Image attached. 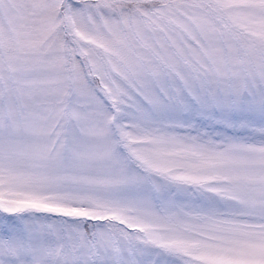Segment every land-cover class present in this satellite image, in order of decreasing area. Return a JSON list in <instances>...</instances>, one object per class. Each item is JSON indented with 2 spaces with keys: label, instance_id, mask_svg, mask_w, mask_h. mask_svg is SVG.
Returning <instances> with one entry per match:
<instances>
[{
  "label": "snow or ice",
  "instance_id": "6c2138e0",
  "mask_svg": "<svg viewBox=\"0 0 264 264\" xmlns=\"http://www.w3.org/2000/svg\"><path fill=\"white\" fill-rule=\"evenodd\" d=\"M0 264H264V0H0Z\"/></svg>",
  "mask_w": 264,
  "mask_h": 264
}]
</instances>
